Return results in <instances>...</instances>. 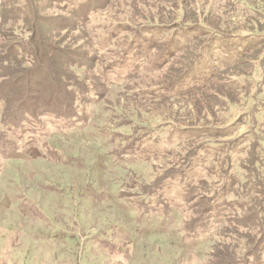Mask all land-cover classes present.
Masks as SVG:
<instances>
[{"label":"rangeland","instance_id":"obj_1","mask_svg":"<svg viewBox=\"0 0 264 264\" xmlns=\"http://www.w3.org/2000/svg\"><path fill=\"white\" fill-rule=\"evenodd\" d=\"M27 1L0 0V37L54 48L10 88L32 81L31 104L52 102L67 64L79 111L11 131L0 102V264H264V218L235 222L264 195V0H36L33 27ZM196 25L203 36L185 34ZM202 49L208 85L171 90ZM238 49L249 55L224 68ZM127 52L129 77L116 72Z\"/></svg>","mask_w":264,"mask_h":264},{"label":"trees","instance_id":"obj_2","mask_svg":"<svg viewBox=\"0 0 264 264\" xmlns=\"http://www.w3.org/2000/svg\"><path fill=\"white\" fill-rule=\"evenodd\" d=\"M27 1V0H26ZM50 1V0H48ZM66 1L69 0H52V4L51 5H57L59 7H63L64 5H62L63 3H65ZM86 2V4L84 5L85 7L87 6V4L91 5V1L89 0H84ZM37 1L36 0H31V4L29 1L26 2V7L28 8L27 12L28 13V18L26 17V21L27 20H31L33 21L35 19V11H37ZM81 5H83V2H81ZM83 6V8H85ZM77 8V7H75ZM74 8V9H75ZM16 10H18V8H16ZM72 10V9H71ZM71 12H73V14L75 13V10H72ZM8 17V14L6 13V11L4 10V12H2V14H0V16L3 17ZM77 15V14H76ZM12 18H14L15 16L11 15ZM34 17V19H33ZM30 21V22H31ZM34 25V21L31 24L30 27H33ZM29 27V26H28ZM32 30V28H31ZM201 29V26H194L190 29V31L188 30V32H185V34L189 35L190 33L195 34V35H201L203 36L206 32V30ZM144 31V30H143ZM33 32V30H32ZM220 35L226 36L225 33H221ZM184 39H186L185 36H182ZM2 46L3 49L6 47L5 43L8 41L9 46H7L5 49L10 48V55H6L4 56V53H0V80H5L6 83L1 85V86H8V87H4V88H0V102H4L5 104V108L8 110H6V112L4 113L3 116V124H5V129L6 130H21L24 129L28 126L33 127L34 129H38L39 126L42 124L41 120L39 119V117L41 116H46L51 118V122L50 124L53 125L55 120H60V119H66L68 117H77L75 116V113L77 114V112L79 111V109L75 108L77 106H74L73 104L78 101V96L76 95V92L78 91V89H81V86L79 85L78 82V78L77 77H71L68 70L70 69L68 67V65H63L62 68H59V72H58V76L56 77V79L58 78L57 82L60 85V90H62L61 93H63L62 97H57L54 98L52 100V102H45V101H41L39 106L35 103V104H31V101L29 100V95L28 93L32 92L36 87V85L33 84L32 81H30L31 85L26 84L25 89L21 88L19 92H16L14 88H10L11 83L13 82L12 76L13 75H19L22 78L27 77V73L29 74L28 70L30 69V65L32 64H40L42 63V61H44L46 59V57L48 58V56L46 55V52L51 53V50L49 49L54 48L52 46L46 45L45 42L43 40H39V42H37L36 44H30L27 45V47L25 48V43H23L22 39L18 40V39H14V40H10V39H6V38H2L0 37V43L2 42ZM22 41V42H21ZM190 41V40H189ZM135 42V41H134ZM146 43V41H145ZM136 44V42L134 43V45ZM0 46V48L2 47ZM174 47H177V45H175ZM210 47L209 45L206 47L208 48ZM240 47V46H239ZM169 48H172V45L169 46ZM206 48L204 49V51L206 50ZM237 48V47H236ZM46 49V52H45ZM177 52H182L183 50V45L182 46H178L177 48ZM191 48L187 49L188 50ZM68 47L65 48L64 51L59 50L58 53L63 52L62 55H67L69 54L68 51ZM129 50L132 52L133 48L131 47V45H129ZM21 51V52H19ZM22 51H26L24 54L22 53ZM129 51V52H130ZM170 49L167 51L169 52ZM207 51V50H206ZM206 51L204 53H206ZM175 52V53H177ZM237 53L235 55H229L225 58L224 62H223V66L224 68L226 67H235L238 66L239 64H241L242 61H244V57H247V55H249L250 50L248 51H241V50H237ZM196 53V52H195ZM203 49L197 51V53L194 55L192 61H190V56H188L187 60L189 62H187V64L181 69V72H183L182 74H180L181 72L178 73V75L175 77V79L173 80L174 83L172 84V88L171 90H177L182 88V86H187V90L188 92L191 90H200L203 89L206 85H208V80L206 79H202V82H199L200 78H201V73L200 71V67H202L204 61L202 60L203 57ZM179 54V53H177ZM24 55V56H21ZM130 57V53H126L124 55V57H122L120 60L117 61V66H116V72H120L123 76L129 77L131 73L134 72L132 65H128V59ZM173 57V56H172ZM64 58H66V56H64ZM69 60H65L66 63H68ZM71 62V61H70ZM127 66H126V64ZM65 66V67H64ZM67 67V68H66ZM187 67V68H185ZM126 68V69H125ZM209 68V67H208ZM11 70L8 74L7 70ZM187 69V70H186ZM183 70V71H182ZM186 70V71H185ZM7 71V73H6ZM208 71V70H206ZM118 72V73H119ZM130 73V74H129ZM124 74H128V75H124ZM24 76V77H23ZM21 83V81H19ZM85 87V90L87 91V85L85 86V84L83 85ZM9 91L8 93H10L11 95H9V97L13 98V104H10L9 98L7 97L6 92ZM75 100V102H74ZM30 101L29 105L28 102ZM33 103V102H32ZM192 136H194L195 138L199 137V134L197 133H193ZM221 137V136H219ZM2 142V148L5 149L4 145L6 144V140H1ZM194 147H191V149L187 152V155L184 157H181L182 160H187L186 164L189 162V157H191L192 155L189 154V152H193ZM257 150H255L253 152V158L254 156L257 154ZM130 155V154H127ZM131 157V156H126V155H121V157ZM185 164V165H186ZM231 165V164H230ZM255 181H257V178H255ZM238 183L236 185L233 186H229L230 188L237 186ZM162 186V185H161ZM160 186V187H161ZM224 188H222V190L224 191V193L230 192L231 190H229L226 186V184H223ZM263 185L259 184V186L256 188L257 190L261 189ZM158 187V188H160ZM165 187V185L162 186V188L159 189V191H161L163 188ZM243 188L244 190H250L252 191L253 189L251 188L250 184H245L243 186H239ZM157 188V189H158ZM256 190V191H257ZM258 194L260 195V198H255V196H253V193L251 194L253 198H251V201L245 205V210H242L241 214H237L236 217H238L237 220L236 218V224L238 229L240 228V226L245 230V229H249L252 226L256 225L257 221L260 220V217L264 218V195L261 191H258ZM247 194L243 195L246 196ZM241 198H244L242 196H240ZM215 198V197H214ZM241 203V202H239ZM252 203V204H251ZM209 204L211 205L210 201ZM212 206V205H211ZM263 206V207H261ZM213 207H210L207 211H204L202 214H207V213H211L213 210ZM243 213V214H242ZM210 215V214H208ZM199 220L195 222V224H198ZM194 224V225H195ZM196 228V226L194 227ZM262 243V241L260 242V244ZM255 244L253 240H249V243L247 246H251V248H253V245ZM259 244V245H260ZM259 247V246H258ZM256 250V249H255ZM258 250V249H257ZM256 250V251H257ZM259 259V258H258ZM239 258H234L233 260L229 257H222L219 259L218 262L219 264H237Z\"/></svg>","mask_w":264,"mask_h":264}]
</instances>
